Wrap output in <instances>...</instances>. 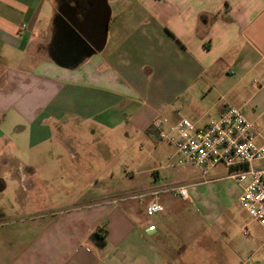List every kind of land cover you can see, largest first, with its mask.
Returning <instances> with one entry per match:
<instances>
[{"label": "crops", "instance_id": "1", "mask_svg": "<svg viewBox=\"0 0 264 264\" xmlns=\"http://www.w3.org/2000/svg\"><path fill=\"white\" fill-rule=\"evenodd\" d=\"M107 1L105 48L67 67L56 58L71 49L60 30L72 27L62 6L72 22L91 23L104 15L90 17L98 0H0V264H244L225 248L242 250L231 247L238 229L226 225L236 223L233 209L245 186L225 167L210 179L197 168L201 175L189 180L177 165L143 168L147 155L136 143H162L149 132L162 116L200 128L228 105L249 107L256 120L264 116V0ZM82 125L128 145L71 149ZM124 151L134 155L123 168L126 183L104 188L102 169L95 171L88 155ZM155 151L180 160L174 146L147 154ZM66 169L74 182L64 189L56 176ZM37 170H50L51 178H37ZM174 178L185 181L188 200L173 194L179 188L162 189ZM128 184L136 188L131 193ZM11 194L18 208L9 211ZM140 195L142 201L134 198ZM153 201L163 211L149 217ZM183 234L194 247L172 239Z\"/></svg>", "mask_w": 264, "mask_h": 264}, {"label": "built area", "instance_id": "2", "mask_svg": "<svg viewBox=\"0 0 264 264\" xmlns=\"http://www.w3.org/2000/svg\"><path fill=\"white\" fill-rule=\"evenodd\" d=\"M153 128L159 141L173 145L181 159L203 175L223 166L228 169L229 178L239 185L245 183L240 205L264 229V128L259 129L234 105L223 107L219 119L205 128L188 118L174 122L166 116L158 118ZM172 192L182 200L189 199L186 187ZM134 198L142 201L145 196ZM162 211L159 201L146 208L149 217Z\"/></svg>", "mask_w": 264, "mask_h": 264}, {"label": "rangeland", "instance_id": "3", "mask_svg": "<svg viewBox=\"0 0 264 264\" xmlns=\"http://www.w3.org/2000/svg\"><path fill=\"white\" fill-rule=\"evenodd\" d=\"M60 0H58L59 2ZM254 81H252L253 85ZM250 85V88H252V86ZM256 85V84H255ZM256 90V89H255ZM241 106H244V104L242 103ZM249 107H245V110H243V112L248 113V120L252 123H254L259 129H263L264 128V116L260 119L256 120V116L254 115V112H249ZM257 114L261 113L263 111V107L259 106L257 107ZM93 129L89 128V126L86 125H82V137L81 139H69V144L68 146L71 149H77L79 147H81L82 145L85 146H90V147H95V146H100L103 145L105 146L107 149H111L110 147H121L120 149L122 150L125 146L128 145L127 140L121 138L118 134L116 135H106V138H103V135L101 133V130L99 129H95V134L92 135L90 134V132ZM108 137V138H107ZM76 140V141H75ZM164 146V147H170L173 146L167 142H162L161 144H157L155 142V140L152 138L150 140L147 141H141L136 143V146L140 148H142L141 150L139 149V151H141V155H147L145 160L142 162L143 164V168H147L149 166H154L156 164V166H154V168H159L158 170L163 172L165 170H160L162 169V167H167V166H176L177 168H179L182 172H183V177H188L189 179H195L197 177H199L201 174L200 172L197 170L196 167H194L192 164H189L187 162H184L181 157L179 156L180 160L175 162L173 160H168L165 161L164 159V155L161 153V151L156 152L154 154H152L151 156L149 154H147L150 151V148H155L156 146ZM56 146H59L58 144H56ZM17 156H22L25 160V154L18 152ZM149 156V157H148ZM132 157H134V155L132 153H128L127 151H124V153H115V152H111V153H107V154H95V153H91L88 155V162L90 164H92L94 166V170L96 171L97 168H101V172H102V177L106 179V183L103 182V186L106 189H116L118 187L124 186V184L126 183V179L123 177V168H127L129 167V165L131 166V159ZM155 158V159H154ZM31 162H34V164L36 163V160H29ZM66 163L68 161H70L69 159L65 160ZM35 166H38L37 163L35 164ZM132 168V167H131ZM222 169H224L223 166H218L217 169H215L213 172H209V175L206 177L207 179H210L211 177H213L215 174H218L222 171ZM37 174L36 177H40V178H51L50 174V170H43V171H39L37 170ZM59 172V177L56 176V179L60 178L61 183H59L61 185V188H67L66 186L68 184H73L74 179H73V174H71L69 172V170H65V171H58ZM6 176H7V180H10V173L9 171L5 172ZM173 185H165L164 187H162L163 190L168 191L174 188H180L182 186H186L185 181H181L178 178H174L173 179ZM242 185L245 186V183H243ZM72 186V185H71ZM52 188H58L56 186H52ZM136 189L133 184L126 186L125 185V190L126 191H130L129 193H131L132 190ZM13 194V193H12ZM10 198H6V202L5 205L7 207V209L10 211L14 208H18L17 205H15L14 202H12V195ZM77 195H79V190L77 191ZM175 205H180L181 200L178 198H175ZM129 203L133 206V205H137L138 201L137 200H131L129 201ZM64 204V203H62ZM234 213L236 215V223H228L226 225V228L228 229H238L237 231H235L234 236H233V240L234 243L231 245L232 248H235L237 245L241 246V253L239 252V250L237 248L235 249H229V247H227V249L225 247V251L227 254H230L231 258L232 255L234 258H236L235 260H237V255L239 256L241 254L242 256V260L244 264H256V262H262L264 263V250L263 251H259L260 253H258V248L259 245L263 242L264 243V230L263 228L255 221L253 220L249 214L247 212H245L239 202V205H235L234 207ZM185 229V228H183ZM189 229H197V225H190ZM239 229H247L249 232V236L244 235V233L240 234ZM244 237V238H243ZM189 238V234H186L182 237L180 236H172L173 240L176 241H180L182 239H186V244H188L191 247L195 246V243L192 240H188ZM244 239H247V241H245ZM242 241V242H241ZM224 246V245H222ZM237 254V255H234ZM233 259V258H232ZM234 260V259H233Z\"/></svg>", "mask_w": 264, "mask_h": 264}, {"label": "water", "instance_id": "4", "mask_svg": "<svg viewBox=\"0 0 264 264\" xmlns=\"http://www.w3.org/2000/svg\"><path fill=\"white\" fill-rule=\"evenodd\" d=\"M99 7L90 12V17L95 13L100 14L97 18H91V23L75 22L68 20L72 25L61 26V31L67 33V42L70 50L64 48L56 56L59 59V64L67 67H76L86 58L100 53L105 48L108 36V29L111 19V9L107 0H98ZM69 52V53H65Z\"/></svg>", "mask_w": 264, "mask_h": 264}, {"label": "flooded vegetation", "instance_id": "5", "mask_svg": "<svg viewBox=\"0 0 264 264\" xmlns=\"http://www.w3.org/2000/svg\"><path fill=\"white\" fill-rule=\"evenodd\" d=\"M67 0H61V2H66ZM79 3V2H78ZM77 12L76 14H78L80 12V7L78 5V7L76 8ZM62 12L66 15V17L70 20H72V11L70 10V8L68 6H62Z\"/></svg>", "mask_w": 264, "mask_h": 264}, {"label": "trees", "instance_id": "6", "mask_svg": "<svg viewBox=\"0 0 264 264\" xmlns=\"http://www.w3.org/2000/svg\"><path fill=\"white\" fill-rule=\"evenodd\" d=\"M149 132H150V134L157 135V133H156V131L154 130V128H153L152 130H150ZM96 235H98V234H95L94 236H96Z\"/></svg>", "mask_w": 264, "mask_h": 264}]
</instances>
